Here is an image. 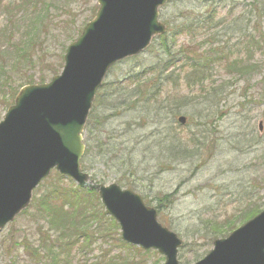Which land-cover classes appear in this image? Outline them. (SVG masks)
<instances>
[{
    "label": "rangeland",
    "instance_id": "1",
    "mask_svg": "<svg viewBox=\"0 0 264 264\" xmlns=\"http://www.w3.org/2000/svg\"><path fill=\"white\" fill-rule=\"evenodd\" d=\"M88 2H50L48 20L44 21L50 37L46 38L41 28L32 29L30 37L23 39L26 42L24 50L28 52L25 56L18 50H9L8 57L0 55V66H3L0 67V87L8 81L23 84L31 76L35 84L42 77L48 82L53 70L60 74L64 56L60 47L70 44L66 42V32L59 30L63 27L60 22L72 20L68 14L61 19L60 13L70 11L76 19L77 26L71 24V31L69 25H65L69 36L76 33L75 27L81 30L75 40L83 25L92 18L90 10L94 3ZM253 5L258 15L250 21L255 13ZM41 8L37 16L46 11ZM263 9L264 0H204L198 3L187 0L166 9L162 13L165 23L168 19L177 23L181 14L193 18L208 16L213 10L219 15L218 22L222 26L216 33L200 32L195 42L185 37L175 40L174 68L170 70L173 73L170 81L160 87L157 99V109L162 112L160 117H148L139 109L106 121L105 127H95L92 133L86 130L84 135L89 148L84 164L86 174L106 186L118 184L125 188L126 184H133L148 207L159 209V221L179 235L187 252H192L183 255L180 264H196L209 254L214 241L227 238L252 214L264 210ZM53 21L57 22L56 29ZM235 21L240 22L235 24ZM235 28L239 33L233 31ZM32 42H35V49H42L39 55L30 54ZM215 50L220 54L224 52L229 61L213 55ZM162 54V46L154 43L145 54L116 65L106 81L115 83L147 67L162 64L166 60ZM43 55L47 57V69L37 61L34 68L17 64L25 57L37 60ZM203 59L215 62L209 75L212 78L203 90L182 83V76L189 68L188 60L203 64ZM3 94L0 90V122L11 104V101L4 104L7 94ZM182 116L187 122L181 126L178 119ZM61 185V189L77 188L68 178H64ZM165 197H170L169 202H164ZM34 230L32 220L20 218L0 233V243L10 234L30 237ZM2 254L0 248V264H12V258L17 264L23 262L21 257ZM129 255L124 251V256ZM94 256L90 253L85 259L91 262Z\"/></svg>",
    "mask_w": 264,
    "mask_h": 264
},
{
    "label": "water",
    "instance_id": "2",
    "mask_svg": "<svg viewBox=\"0 0 264 264\" xmlns=\"http://www.w3.org/2000/svg\"><path fill=\"white\" fill-rule=\"evenodd\" d=\"M171 1L98 0L96 18L66 50L61 76L19 92L0 123V231L29 207L34 190L57 170L98 194L107 215L118 222L122 241L158 251L165 264H179L182 241L159 224L155 209L116 184H96L81 169L82 134L105 76L115 63L142 53L165 34L159 10ZM198 264H264V211L216 241Z\"/></svg>",
    "mask_w": 264,
    "mask_h": 264
},
{
    "label": "trees",
    "instance_id": "3",
    "mask_svg": "<svg viewBox=\"0 0 264 264\" xmlns=\"http://www.w3.org/2000/svg\"><path fill=\"white\" fill-rule=\"evenodd\" d=\"M49 1L53 2L55 0H0V19H3V22L0 20V55L2 57L4 55L8 57L9 50H18L23 55L24 53H28L24 50L26 42L23 39L24 37L27 38L28 35L30 37L32 29L39 30L41 28L44 30L46 38L48 35L50 37L51 33L47 30L46 23L44 22L48 20V14L50 13L47 9H51L52 7ZM96 1L89 0L88 2L89 4L94 3V7L90 10L92 18H94L93 16L98 10ZM195 2L198 3L199 1ZM180 3L182 2L170 4L166 9L177 7ZM39 7H42L41 9H45L46 11L43 15L37 16ZM166 9L162 10L161 14ZM252 9L255 10L254 5ZM212 12L213 14L210 15ZM67 14L71 16L72 20L70 22L69 20L65 21L66 19L61 20L60 24L63 27H60L59 30L66 32V42L70 43L74 41L75 35L81 30L75 27L76 33L74 31L73 33L75 34L69 36L71 24L74 27L77 26V23L70 11L60 13L59 17L62 19ZM255 15H258V11L256 10L252 14L250 21L256 17ZM218 16L217 12L211 10L208 16L189 18L188 14H181L177 23L174 20L168 19L166 21V25L169 26L167 35L155 41V43L158 42L162 46V55L166 60L162 64L147 67V69L137 74H130L126 79L121 81L117 80L115 83L106 82L95 100L86 130L92 133L95 127H105L108 120L121 117L128 112H138L139 109L146 113L148 117L151 115L160 117L162 112L157 109L159 104L157 99L160 87L165 86L170 81L171 74L173 73L170 70L174 68L173 52L175 51V47L173 45L175 40L179 37L197 40L200 32L216 33L217 28L221 27L220 22H218ZM90 21H87L83 26ZM250 21L247 20L246 22L249 24ZM54 24V28L56 29L57 22H54ZM65 25H69V32L66 31ZM194 42L192 45H195ZM34 43H31L33 48L30 46V54H33L32 56H35V53L39 55L42 50L39 48L35 49ZM64 44L60 47V51L62 50L63 54L69 45L65 46ZM218 44L216 43V45ZM40 45L44 44L40 43ZM181 52L184 54L186 51ZM213 55L223 56L225 61H229V57L226 58L224 52L220 54L218 50H215ZM46 58L43 55L37 60H32V57L28 56L22 61H17V64L34 68L37 61V63H41L47 69ZM188 62L189 68H187L182 76V83H186L190 88L195 87L203 90V86L212 78L209 75L211 74V67L215 62L213 59H203V64L192 62V60H188ZM191 62L193 64H190ZM0 67L3 68V66ZM246 70L250 72L249 69ZM58 72L54 70L50 71V76H56L59 74ZM46 80L45 77H42L38 84H44ZM34 83L35 79L33 76L23 84L16 85L15 82L10 84V81L5 83L0 87V90L4 92L3 96L7 94V96H4V100L6 101L4 104L8 105L9 101L12 103L16 97L15 95L23 85H32ZM185 99L187 97H184ZM129 126L130 124L126 126V132ZM88 153L89 149L86 152L85 158H87ZM85 162L86 159L82 162V168H84ZM63 183L64 177H61L57 173L52 174L44 180L39 190L35 191L33 204L20 216V218L32 220V225L35 227L34 233L30 237L25 235L24 238L23 236L17 237L14 234L7 236L0 243L3 256L6 254V256L18 257L17 259L21 257L23 258L22 264H150L148 262L163 264V260L157 252H143L136 247L132 248L126 243L121 242V235L116 221L106 215L95 193L83 191L79 188L61 189V184ZM42 188L44 190L40 191ZM125 188L130 190L136 189L133 184H126ZM169 200L170 197L164 198V202H169ZM257 213L255 212L252 216ZM186 247L184 245L181 249L180 257L192 253L191 251H189L190 253L187 252ZM112 248L115 250L113 251ZM124 251L129 252L130 255L124 256ZM90 253L95 254L94 257H96L91 262L85 259ZM195 255L198 254L195 253ZM80 257L82 259L77 261V258ZM12 259V264H17L16 259Z\"/></svg>",
    "mask_w": 264,
    "mask_h": 264
},
{
    "label": "bare ground",
    "instance_id": "4",
    "mask_svg": "<svg viewBox=\"0 0 264 264\" xmlns=\"http://www.w3.org/2000/svg\"><path fill=\"white\" fill-rule=\"evenodd\" d=\"M45 83H47V82H45ZM95 98H97V97H95ZM193 101L195 100V99H193V98H191ZM192 100L190 101V102H192ZM89 113H90V111H89ZM90 115V114H89ZM83 140H84V137H83ZM179 259H181V258H178V261H179ZM179 264H180V261H179Z\"/></svg>",
    "mask_w": 264,
    "mask_h": 264
}]
</instances>
